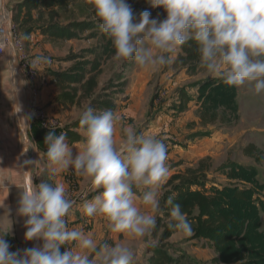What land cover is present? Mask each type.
I'll use <instances>...</instances> for the list:
<instances>
[{
	"label": "clouds",
	"instance_id": "clouds-1",
	"mask_svg": "<svg viewBox=\"0 0 264 264\" xmlns=\"http://www.w3.org/2000/svg\"><path fill=\"white\" fill-rule=\"evenodd\" d=\"M88 2L100 31L115 49V59L134 61L142 70L155 72L172 65L182 46L194 40L208 75L229 87L248 86L254 94H264V0H149L165 10L164 20L151 18L148 11L137 20L127 0ZM5 5L6 0H0V7ZM29 38L22 35L19 40ZM15 48L14 42L12 56L20 58ZM51 63L37 53L31 67L40 71ZM26 119L30 121L31 115ZM79 123L86 142L75 158L65 134L57 135L53 125L44 139L45 159L24 161L35 168L24 171L18 214L27 217L25 239L43 240V245L12 252L4 238L7 232L0 231V264H138L137 253L125 243H98L92 233L68 227L75 201L57 177L69 168L89 179L97 191L83 204V215L103 217L111 232L139 241L144 248L157 246L153 234L170 175L168 146L162 138L122 125L111 109L98 112L88 106ZM22 143L25 153L36 150L32 139ZM33 176L44 179L36 184ZM167 204L168 227L191 236L192 223L174 196Z\"/></svg>",
	"mask_w": 264,
	"mask_h": 264
},
{
	"label": "rangeland",
	"instance_id": "rangeland-1",
	"mask_svg": "<svg viewBox=\"0 0 264 264\" xmlns=\"http://www.w3.org/2000/svg\"><path fill=\"white\" fill-rule=\"evenodd\" d=\"M127 2L137 20L143 11L152 13L160 10V20L167 17L166 12L162 13L163 8L153 7L149 0ZM12 7L8 10V6H3L0 12L5 14L7 23L12 22L9 12L15 6ZM49 20L50 17L44 21L48 23ZM44 21L33 24L42 26ZM25 30L18 31L19 35L22 36ZM99 41L94 39L85 46L77 42L71 47L76 51L75 62L80 68H90L88 64L94 57L88 52L95 45H100ZM23 42L28 44L26 40ZM63 48H60L61 53H64ZM71 49L66 45L64 51ZM97 60L104 62L101 64L102 73L95 71L100 79L105 80L100 98L105 102L104 107L108 105L120 116L121 110H118L116 101L125 92L127 82L118 83L114 77L127 73L133 61L115 59V51L107 59L100 56ZM91 68L96 70V66ZM160 75L161 78L164 75L165 79L157 82L147 119H140L138 113V119L130 120L138 133H151L162 138L168 146L170 175L163 189L156 233L153 234L157 240L156 248L164 249L172 256L183 255L197 261L188 247L198 242V250L210 252L208 254L215 251L217 256L204 263L197 261L198 264H264V94L256 95L248 86L236 88L235 112L228 107H218L221 100L218 95L227 92L224 83L206 73L201 67L199 51L194 49H190V55H185L181 48L173 64L165 66ZM14 77L15 83L20 80L16 71ZM186 99L190 101L184 105ZM89 106L98 112L105 110L96 106L94 101ZM18 114L19 125L24 126L29 135L41 134L45 138L49 129L36 120L33 112L30 121L26 119L28 115L20 111ZM160 115L167 121L156 131L152 122ZM62 124L61 128H56L57 135L67 129L68 124ZM252 145L256 149L248 154L246 150ZM240 192L244 201L236 197ZM169 196H174V203L181 205L190 221L198 222L200 226L203 224L201 233L185 236L168 227L171 210L167 204ZM14 204L19 206V203ZM200 206H205L203 215ZM10 211L11 224L4 231L7 232L4 238L10 245V251L22 252L35 247L33 240L25 239L27 217L19 215L18 208ZM224 217L227 221H223ZM222 225L226 229L216 233L215 240H201L206 239L210 230ZM225 235L232 236L234 242L219 250L216 240ZM107 243L114 245L113 242ZM147 253L150 258V248H147Z\"/></svg>",
	"mask_w": 264,
	"mask_h": 264
},
{
	"label": "crops",
	"instance_id": "crops-1",
	"mask_svg": "<svg viewBox=\"0 0 264 264\" xmlns=\"http://www.w3.org/2000/svg\"><path fill=\"white\" fill-rule=\"evenodd\" d=\"M22 1L6 0L5 6H8V10H10L13 9L12 6L19 5ZM80 5L81 3H72L68 8L59 12L60 17L58 22L70 32L73 31V28H68L71 22L84 21L85 16L80 12ZM2 8L3 6L0 7V12ZM12 12H9V14L12 15ZM45 18H49L47 12H45ZM91 21L95 23L97 19ZM49 22H45L42 25L43 27L38 26L35 28L30 33V38L26 40L28 44L25 45L31 57L39 53L49 57L52 61L51 65H45L39 71L40 80L44 82V86H42L37 99L31 95L30 84L18 72V69L16 74L18 80H20L16 83L14 81L13 48L11 47L10 51H0V231L3 232L7 231L11 224L12 212L10 210L19 208L14 203H19L21 191L25 187V170L22 156V142L24 139L17 117L18 109L20 108V112L23 115H31L32 118L33 105L38 102L48 114L55 116L62 123L68 124L69 126L79 120L81 112L93 102L95 97L101 95L105 80L103 78L100 79L95 74V71L99 72L98 74L102 73V65L104 62H98L97 59L100 56H105V59H107L115 51L111 41L100 31V25L98 23H95L89 31H85L84 33L75 31V36L61 38L58 35H53V28L47 26ZM94 39L95 42L100 40L99 42L101 44L95 45V48H92L88 52L93 54L94 60H91L88 64L90 68L85 67L82 69V72L79 64L75 62L77 58V55H75L76 51H73L71 47L77 42L84 43L83 46L86 44L90 45V41ZM66 45H69L71 50L65 52L64 48ZM62 46H64L62 49L64 53L60 51ZM93 65L96 66L94 72H92L93 68H91ZM163 69L164 67L155 72L145 71L133 61L129 65L127 73L114 77L122 76L123 79L118 83L127 82L125 92L116 101L118 110H121L120 117L122 125H131L130 120L133 118L138 119V113H140V119H147L149 109H151V97L153 91L157 89V82L158 80L164 81L165 79L164 75L162 78L160 75ZM82 73L84 74L83 79L77 82V76H80ZM93 75L96 76L95 83L86 87ZM165 118L160 115L152 122L156 131L161 129L163 122L166 123L167 120ZM119 129L120 126L118 125L116 133L118 143L122 138ZM64 132L62 133L64 134ZM76 132L82 136L83 140L81 142L71 144L66 138V142L72 149L73 158L79 154V151L83 150L86 142L82 130H76ZM29 138L34 142L32 147L36 148V150L30 149V160L43 161L46 151V145L44 144L45 138L41 134L34 136L31 133ZM30 167L31 171H34L35 166L31 165ZM43 179L44 177L33 176V182L36 184H39ZM57 179L66 185L70 198L75 201L73 213L70 217V228H80L85 232L92 233L98 243L113 242L114 245L117 243H125L137 253L138 264L149 263L151 257L149 258V255H147V248H144L139 241L128 240L123 234L111 232L107 227V221L103 217L88 218L83 215L81 211L83 204L97 194L89 179L78 175L72 168L61 173ZM88 222L90 224H87ZM201 240L205 241L207 239ZM197 244L198 242L191 244L188 248L189 253L198 262L204 263L213 257H217L213 249L214 252H212L214 254H208L210 252L198 250ZM193 245H196V247Z\"/></svg>",
	"mask_w": 264,
	"mask_h": 264
},
{
	"label": "trees",
	"instance_id": "trees-1",
	"mask_svg": "<svg viewBox=\"0 0 264 264\" xmlns=\"http://www.w3.org/2000/svg\"><path fill=\"white\" fill-rule=\"evenodd\" d=\"M72 3H81V5L79 6L80 12L81 14H83V16H85L84 21H80V22H76L73 21L70 23V25L68 26L69 29L73 28V31H69L67 28H63L60 23L58 22V19L60 17L59 12L61 10H64L66 8H68L69 5H71ZM57 9V10H55ZM91 9V5L88 2V0H23L19 5H16L13 12H12V22L14 26L18 27V31H24L22 32L23 35H27L29 36L30 33L37 28L36 24H33L37 21H44L45 18V12L48 13L49 17H50V22L49 24H47V26H49L50 28H53V35H58L61 38H71L73 36H75V31L79 32V33H84L85 31H89L95 23H98L100 25V21L99 19L96 17L95 12L92 10V12H90ZM162 11V10H161ZM165 10L162 11V13H164ZM160 10H157L155 12L151 13V17L154 19H158L160 20ZM36 15V16H35ZM36 17V18H35ZM93 19H97V21L94 23ZM163 20L166 18H162ZM17 23V25H16ZM45 23V21H44ZM43 23V24H44ZM43 27V26H42ZM190 49H194V50H198V44L196 41L191 40L189 41L187 44H185L184 46H182V50L183 53L185 55H190ZM92 52V51H91ZM94 67V65H93ZM82 70V68H80ZM85 70V69H84ZM94 72L95 70L92 69ZM83 72V70H82ZM86 72V71H85ZM84 74L82 73L80 76H77L76 81L80 82L83 79ZM95 78L96 76L93 75L91 80L89 81V84L86 85V87H88V85H92V83H95ZM116 81H121L123 78L122 76H117ZM113 79V80H114ZM220 87V84H219ZM224 89L227 92H223V95H218L219 96V100L218 101V107H228L230 110L234 111L236 110V88L234 87H229L227 85L224 84ZM216 91V90H214ZM227 93V94H226ZM218 96L216 97L218 99ZM101 95H98V97L95 98H100ZM93 99V101L95 102L96 106H101L103 109L108 110L109 107L107 105V107L105 105V102H103V98L101 100V98L99 100ZM213 99H215V97H212ZM211 98V99H212ZM184 100V98H181ZM73 101V100H72ZM186 102L184 103V105H187L189 103V99L185 100ZM214 101V100H213ZM101 109V108H100ZM76 130H82L79 120L73 122L70 126L67 127L66 131L64 132L66 138L70 141L71 144L74 143H78L81 142L83 140L82 136L76 132ZM253 149L255 150V146H250L246 151L248 154L252 153ZM237 199H239L240 201H244L243 197H242V192H240L238 195H236ZM201 207V214L203 215V211H205V206H200ZM211 215V214H210ZM209 216V215H208ZM210 217V216H209ZM227 221V218L224 217L223 221ZM190 221V220H189ZM192 223L193 226V233L196 235L198 233L202 232V225L200 226L198 222H193L190 221ZM221 223V222H220ZM225 226H219L217 228H213L212 230H210L209 234L206 235V239H212L215 240L217 237H215L216 233L221 232L222 230H225ZM156 233V232H155ZM208 237V238H207ZM217 242V247L218 249H222L225 246H228L229 244H232L234 242V238L232 236L229 235H225L224 237H222L221 239L216 240ZM150 254H151V258L149 259V263L148 264H198L197 261L195 260H191L189 258H187L186 256L183 255H170L166 250L164 249H160V248H150ZM185 262V263H184Z\"/></svg>",
	"mask_w": 264,
	"mask_h": 264
},
{
	"label": "built area",
	"instance_id": "built-area-1",
	"mask_svg": "<svg viewBox=\"0 0 264 264\" xmlns=\"http://www.w3.org/2000/svg\"><path fill=\"white\" fill-rule=\"evenodd\" d=\"M19 33L16 26L4 20V16L0 13V51L5 52L11 47L13 48V43L15 42L16 48L15 52L20 55L18 57V72L28 81L30 84V93L33 98L37 99L39 97L42 86L44 82L40 80L39 71L31 67V61L33 57L27 51V48L23 41L19 40ZM33 115L41 122L42 126L46 129H50L53 125L56 128H61L63 126L62 121L53 115L46 112L42 105L36 102L32 109ZM68 227L70 228V218ZM66 250L65 247H61V253Z\"/></svg>",
	"mask_w": 264,
	"mask_h": 264
},
{
	"label": "water",
	"instance_id": "water-1",
	"mask_svg": "<svg viewBox=\"0 0 264 264\" xmlns=\"http://www.w3.org/2000/svg\"><path fill=\"white\" fill-rule=\"evenodd\" d=\"M18 67H19L18 57H14V70L17 71ZM17 117H18V119H20L18 113H17ZM19 126H20L21 133L23 135V139L24 140L26 138L30 139L29 135L27 133V130L23 126L22 127H21V125H19ZM22 156H23V161L30 160V158H31L30 149L26 153L24 152V144H23V148H22ZM24 170H25V172L31 171V167L29 165L24 164ZM33 241H34L35 247H42V245H43L42 240H33Z\"/></svg>",
	"mask_w": 264,
	"mask_h": 264
},
{
	"label": "bare ground",
	"instance_id": "bare-ground-1",
	"mask_svg": "<svg viewBox=\"0 0 264 264\" xmlns=\"http://www.w3.org/2000/svg\"><path fill=\"white\" fill-rule=\"evenodd\" d=\"M24 127V126H23ZM25 128V127H24Z\"/></svg>",
	"mask_w": 264,
	"mask_h": 264
}]
</instances>
